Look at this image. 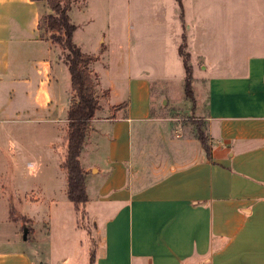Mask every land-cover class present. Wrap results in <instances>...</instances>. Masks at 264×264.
Wrapping results in <instances>:
<instances>
[{
    "label": "crops",
    "instance_id": "obj_1",
    "mask_svg": "<svg viewBox=\"0 0 264 264\" xmlns=\"http://www.w3.org/2000/svg\"><path fill=\"white\" fill-rule=\"evenodd\" d=\"M175 1L177 54L184 32L196 56L192 87L204 89L209 153L194 133L153 113L171 84L165 64L154 73L156 53L128 46L112 56L110 39L78 41L72 18L74 41L96 56L97 93L108 92L80 157L99 239L95 264H264V0H224L218 45L202 13L189 18L196 0ZM46 5L0 0V148L16 157H0V264H90V237L82 239L61 167L66 139L57 145L65 62L39 26ZM25 122L55 124L32 156L19 140L24 131L11 130Z\"/></svg>",
    "mask_w": 264,
    "mask_h": 264
},
{
    "label": "rangeland",
    "instance_id": "obj_2",
    "mask_svg": "<svg viewBox=\"0 0 264 264\" xmlns=\"http://www.w3.org/2000/svg\"><path fill=\"white\" fill-rule=\"evenodd\" d=\"M210 1L196 0V6L192 4L188 8L189 18L191 15L197 17V13H202L200 21L207 23L205 24V30H209L211 35L215 36V41L218 45V43H221L220 40H223L224 15L227 8H225V4L223 3L224 0ZM209 2L210 5H207ZM177 3L175 0H77L70 11V15L75 23H79L81 26L77 36L78 41L85 40L90 44V40L94 38L95 40L103 38L108 43V39H110L112 42L111 53L115 57L120 56L122 50L127 52L128 46L133 51H137L136 54L138 55L140 53L143 54L145 51L156 53V59L153 64L154 73H157L159 67L163 69V64H165L166 67H169V71L166 73H171V79L169 80L171 84H168V87L165 84L162 85L164 88L161 89V93H163L162 97L166 103L160 102L161 94L155 96L157 107H153V113H156L162 119H166L165 122H168L172 127L178 129L179 132L181 128L182 131H189L195 134V124L193 121L203 122L204 125L206 122L205 117L207 113L204 104V89L200 82L196 83L195 81V84L193 83L192 88L197 93L199 105H197L194 91V103L185 97L183 91V67L181 59L177 54V42L180 40L178 34L179 23L174 17V14L178 12L177 9H179ZM48 8L45 7L44 10L49 12ZM183 27L185 28V26ZM194 27L196 28V25ZM42 29L44 34L49 37L51 36V32L47 31L45 27ZM57 47L59 48L58 57L60 62L64 63L66 61L67 50L58 44ZM195 57H191V63L193 65L196 63ZM200 62L201 59H199ZM58 72L59 86L57 91H59L60 97L58 118L62 122V124L61 122L59 123L62 126L63 133L62 139L57 143V145H60L67 136V125L66 122H63V117L67 114L72 91L71 76L66 62L63 66L62 64L59 65ZM97 84L100 85L98 80ZM107 93V91H104L98 96L100 99L106 98ZM155 93H158V87ZM113 109L114 107L111 108V110ZM101 115L103 116L104 113H101ZM20 124L19 126L11 125L13 126L11 130L14 132L17 130L24 131V136L20 135L19 140L26 146L28 150L26 153H30L31 156L37 154L39 151L37 149L38 140L39 142L41 141V145L45 146L50 138H54L55 124H38L34 122ZM9 126L10 124H8V128ZM0 150L2 151L0 152V157L7 158L9 156L10 158L13 156V159L16 158L14 153L12 154L10 151L1 148ZM90 224L92 226L91 233H89L87 228H84L85 231H82V239L84 240L88 234L92 250H94L98 245L99 239L92 220ZM83 242V246L87 247L85 241ZM59 250L61 251L62 249L60 248ZM81 252L84 253V251ZM85 258L86 255L80 257L82 261Z\"/></svg>",
    "mask_w": 264,
    "mask_h": 264
},
{
    "label": "trees",
    "instance_id": "obj_3",
    "mask_svg": "<svg viewBox=\"0 0 264 264\" xmlns=\"http://www.w3.org/2000/svg\"><path fill=\"white\" fill-rule=\"evenodd\" d=\"M45 1L50 8V12L41 19L39 26L40 28L45 27L47 31L51 32L49 38L67 50L65 62L71 76L72 97L67 114L66 154L61 167L67 174L68 198L75 206L78 225L87 228L91 233V219L86 209L89 200L86 188V171L82 166L80 157L92 128V120L102 108L97 93L98 78L91 69V63L96 60V56L82 51L74 41L77 25L72 21L70 11L77 0ZM181 38L178 54L181 57L185 71L183 91L185 97L194 103L193 69L190 53L186 49V35L184 32ZM125 106L126 103L124 102L114 106V109H121ZM193 123L195 124L196 138L205 151L209 153L208 137L205 133L204 123L197 120H194ZM90 264H95L94 250L91 252Z\"/></svg>",
    "mask_w": 264,
    "mask_h": 264
},
{
    "label": "water",
    "instance_id": "obj_4",
    "mask_svg": "<svg viewBox=\"0 0 264 264\" xmlns=\"http://www.w3.org/2000/svg\"><path fill=\"white\" fill-rule=\"evenodd\" d=\"M28 229L25 228L24 238H27Z\"/></svg>",
    "mask_w": 264,
    "mask_h": 264
}]
</instances>
